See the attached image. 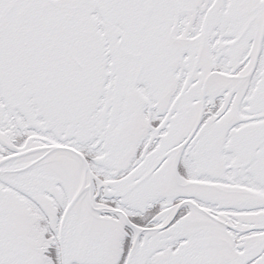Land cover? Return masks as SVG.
Returning <instances> with one entry per match:
<instances>
[{"label":"snow or ice","instance_id":"snow-or-ice-1","mask_svg":"<svg viewBox=\"0 0 264 264\" xmlns=\"http://www.w3.org/2000/svg\"><path fill=\"white\" fill-rule=\"evenodd\" d=\"M0 264H264V0H0Z\"/></svg>","mask_w":264,"mask_h":264}]
</instances>
